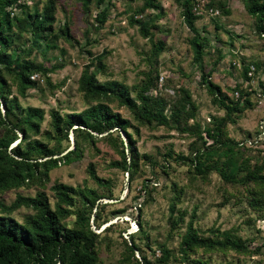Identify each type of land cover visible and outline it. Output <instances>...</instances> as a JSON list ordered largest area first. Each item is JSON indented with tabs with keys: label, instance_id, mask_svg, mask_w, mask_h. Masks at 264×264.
<instances>
[{
	"label": "trees",
	"instance_id": "1",
	"mask_svg": "<svg viewBox=\"0 0 264 264\" xmlns=\"http://www.w3.org/2000/svg\"><path fill=\"white\" fill-rule=\"evenodd\" d=\"M79 1L84 5L89 2ZM102 1L98 0L97 3ZM208 1L205 5L211 12L217 10L221 14H230L227 0ZM175 2L181 7L183 22L192 32L187 40L193 53L192 60L199 69V83L206 89L211 103L223 110V115H211V124L202 127L194 120L198 107L186 85L176 87L167 80L164 87L170 86L173 93H162L158 87L160 72L156 59L165 49V42L158 38L152 41L150 52L144 60L149 68L142 71L144 78L141 83L132 86V93L122 81L98 79V74L106 71L101 56L84 64L78 78V89L85 101L89 102L88 106L64 114L50 110L49 129L41 137H36L40 134L39 125L44 112L39 107L21 106L17 96L12 94L11 87L14 84L21 97L27 95V89L41 90L40 79L50 88L55 87L50 73L64 66L62 59L47 66L43 61L37 62L33 55L38 51L44 57L48 50L58 47L59 38L71 42L70 27L68 23L55 26L54 0H45L41 8H38L36 2L29 4L28 0H0V193L9 189L37 186L34 194L17 193L9 204L0 200V264H100L99 244L103 240L110 244V241L106 234L101 235L96 229L112 217L118 216L120 219L126 211L124 207L116 208L111 210L112 216L105 217V206L112 203L110 200L119 199L113 195L112 178L98 176L93 164L89 163L90 176L106 192L99 193L96 188L75 187L55 181L51 185L55 197L52 204L44 190L50 179V170L58 164L79 160L84 149L101 138L119 156L110 161L109 166L123 170L127 183H130L140 170L141 155L129 128L132 127L136 132L140 126L155 128L161 125L191 138L186 154H174L169 148L163 153L160 163L166 174L169 169L174 170L170 161L187 166L185 182L180 184L173 181L170 185L172 196L169 200L170 228L167 236L171 238L175 233L180 234L177 249L171 248L165 240H153L159 255L154 259L148 257L137 240L145 238V244L151 248L148 242L151 226L138 217L137 230L127 232V236L123 237L119 264H175L177 260L186 264H210L202 256L191 257L199 250L205 254L220 252L224 256L230 251L248 256L260 253L264 245L251 248L254 238L238 235L236 227L224 230L210 227L204 230L194 224L195 210L185 220L186 210L176 207L186 187L192 186L197 179L209 181L210 173L215 172L222 181L218 187L221 204L234 197L235 202H246L249 210L256 214V219L264 218V151L259 149L256 154L249 153L252 148L246 141L234 139L228 129V125L235 123L245 108L252 107L251 88L240 84L227 87V93L232 95L230 98L219 84L211 80V74L222 57L220 40H213L205 27L199 29L196 25L201 17L198 10L201 0ZM244 6L255 20L256 35L264 40V0H244ZM15 7L19 8V13L12 10ZM158 7V0H142L141 5L128 16L129 24H137L143 35H152V28L161 14L156 12L146 18L145 13ZM108 11L109 6H104L96 13L95 24H92L94 29L104 25ZM85 34L87 43L91 44L89 31H85ZM211 55H215V59L207 68L204 58ZM250 63L254 67L252 74H249ZM250 63L242 65L241 74L246 81H253L262 66L260 60H252ZM5 71L9 73L8 77ZM258 82L264 90V81ZM153 90L158 94L153 95ZM112 102H116L118 107H126L136 123H131L129 118L112 108L109 105ZM261 131L258 126L257 133ZM263 140L255 139L253 143L260 145ZM63 142L67 144L63 145ZM71 143L72 147L68 148ZM142 155L155 174L153 167L158 166L159 161L147 154ZM157 180L155 174L153 179L146 178L141 182L140 190L146 194L144 204L149 201L146 198L147 194L150 196L149 184ZM22 206L31 208L33 213L25 214L22 221H19L13 212ZM138 211V216H141V206ZM72 214L75 219L68 226L65 219ZM255 218L248 217L245 221L255 226ZM183 224L185 229L180 232ZM111 225L109 223L104 226L102 231L105 233L110 230ZM256 231L261 232L259 228Z\"/></svg>",
	"mask_w": 264,
	"mask_h": 264
},
{
	"label": "rangeland",
	"instance_id": "2",
	"mask_svg": "<svg viewBox=\"0 0 264 264\" xmlns=\"http://www.w3.org/2000/svg\"><path fill=\"white\" fill-rule=\"evenodd\" d=\"M97 1L89 0L88 4L84 5L79 0H54L56 17L54 24L56 27H60L68 23L72 40L68 42L59 38L57 48L48 50L44 57L38 51H35L33 56L37 62L43 61L47 66H52L60 58L62 59L64 66L50 73L51 81L55 87L50 88L40 79L41 90L27 89V95L21 97L17 94L15 85L12 84V94L17 96L21 106L39 107L44 112V118L39 125L40 134L36 137H41L49 129L50 110H58L59 113L64 114L80 111L88 106L89 102L85 101L82 92L78 89V78L84 64L96 56H101L106 71L104 74L99 73L98 79L122 81L131 92L134 84L142 82L144 78L142 71L149 68V65L144 61L146 54L150 52L152 41L158 38L165 42V49L156 59V65L160 72L159 76H162V79L161 77L158 79V87L161 88L162 93H173L170 86L164 87L167 80L176 87L181 84L186 85L198 107L194 120L199 122L202 127L211 124V115H223V110L211 103L206 89L199 83V69L192 60L193 53L187 40L192 32L183 22L181 7L175 0H158L159 7L157 9L146 11V18L156 12L161 14L156 20V25L152 28V35H143L137 24L131 25L128 22V16L136 7L141 5L142 0H103L99 4ZM35 2L38 8H41L45 0H28L29 4ZM207 2L209 1L207 0ZM227 5L230 9L228 15L211 12L206 5H200L198 10L201 17L196 21V25L199 29L205 27L213 40H220L222 57L211 74V80L219 84L230 98L232 95L227 93V87L240 84L242 87L251 88L252 107L245 108L239 114L236 122L228 125V129L231 137L237 140H245L247 145L252 148L249 153L256 154L259 149L264 151V140L260 145L253 143L255 139H264V135L258 136L257 133L258 126L260 127L261 122L264 123V90L258 82L259 80L264 81V40L256 35L255 20L247 13L244 0H227ZM104 6H109L107 20L102 27L94 29L92 24H95V15ZM12 10L19 13L17 7ZM85 31H89L91 44L87 43ZM60 55L61 57H59ZM214 59L215 55L204 58L207 68ZM252 60H260L262 66L258 69L253 81H246L241 74L242 65L243 63H250ZM250 64L252 65V63ZM4 74L6 77L9 76L7 71ZM34 77L37 78L38 76L34 75ZM151 93L153 95L158 94L156 90L151 91ZM109 105L129 118L131 123H136L126 107H118L116 102ZM129 130L136 140L135 145L141 155L140 170L130 183H127L126 173L123 170L109 166L110 161L118 159L119 156L105 140L98 138L91 147L84 149L79 160L70 164L61 163L52 168L50 179L44 188L52 204L55 197L51 185L55 181L75 187L96 188L99 193L106 192V189L98 185L96 180L90 176L89 163L93 164L98 176L112 178L113 195L119 199L110 200L112 203L105 206V217L112 216L111 210L116 208L124 207L126 211L120 219L117 218L118 216L112 217L96 229L100 231L101 235L106 234L108 241H110V244H106L105 240L99 244L100 264H119L123 249V237L127 236V232L137 230L136 218L138 217L142 218L148 226H151L148 242L152 247L149 248L145 244V238H138L137 240L142 251L151 259L159 255V250L153 240L159 242L165 240L171 248L177 249V242L180 239L179 233L173 234L171 238L167 236L170 228L168 221L169 200L172 196L170 185L173 181L180 184L185 182L187 166L176 161H170L174 170L169 169V173L166 174L160 163L163 153L169 148L174 154L179 152L186 154L191 138L186 134L177 133L175 130H168L163 125L155 128L140 126L136 132L132 127ZM16 142H13L12 145ZM66 144L63 142V145ZM70 147H72V143L68 148ZM142 154H147L152 159L159 161V165L153 167L158 180L149 184L150 196L147 194L146 198L149 201L145 204L143 200L146 194L140 190V184L146 178L153 179L155 174L152 173L148 160ZM209 177V181L204 182L197 179L192 186L184 189L181 200L176 207L186 210L185 220H188L191 211L195 210L194 224L196 226L204 230L210 227H218L220 230L236 227L238 235L244 238H254L250 245L251 248L256 245H264V218L256 219V214L249 210L246 202H235L234 197L221 204V192L220 189L218 190L222 184L220 176L212 172ZM36 190L37 186L9 189L0 193V200L9 204L17 193L32 195ZM76 202L79 203L78 200ZM140 206L142 212L141 216H138ZM30 213H33L31 208L22 206L13 212V216L22 221L23 216ZM248 217L255 218V226L247 224L245 220ZM74 219L75 215L68 216L65 219L66 224L71 226ZM125 219L127 220L125 221ZM109 223L112 224L111 229L104 233L102 229ZM184 227L185 225L180 229V232L184 231ZM256 228H259L261 232L257 233ZM260 250V253L250 256L238 255L233 251L228 252L225 256L220 252L205 254L199 250L191 257L202 256L208 259L210 264H224L225 262H229V264H264V246ZM174 263L186 264V262L179 260L174 261Z\"/></svg>",
	"mask_w": 264,
	"mask_h": 264
},
{
	"label": "built area",
	"instance_id": "3",
	"mask_svg": "<svg viewBox=\"0 0 264 264\" xmlns=\"http://www.w3.org/2000/svg\"><path fill=\"white\" fill-rule=\"evenodd\" d=\"M206 2H207V0H201V4H200V5H205ZM200 5H199V6H200ZM210 10H211V9H210ZM214 12L216 13L217 10L214 11ZM250 68H251V70L249 71V74H252V71H253L254 67L251 65ZM160 77H161V79H162V76H160ZM160 81H161V80H160ZM236 95H237V93H236ZM260 127H261L262 131H261V133L258 134V136H260V135H264V123H263V122H261Z\"/></svg>",
	"mask_w": 264,
	"mask_h": 264
}]
</instances>
